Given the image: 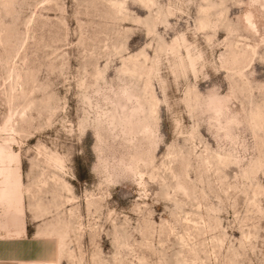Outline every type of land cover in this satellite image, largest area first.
<instances>
[{"label":"rangeland","instance_id":"1","mask_svg":"<svg viewBox=\"0 0 264 264\" xmlns=\"http://www.w3.org/2000/svg\"><path fill=\"white\" fill-rule=\"evenodd\" d=\"M0 264H264V0H0Z\"/></svg>","mask_w":264,"mask_h":264},{"label":"bare ground","instance_id":"2","mask_svg":"<svg viewBox=\"0 0 264 264\" xmlns=\"http://www.w3.org/2000/svg\"><path fill=\"white\" fill-rule=\"evenodd\" d=\"M208 11V9H207ZM204 12H206V10H204ZM245 19H246V24L251 28L253 29L254 31H257L256 30V25L254 24V21H253V13L251 12H247V14L245 15ZM189 58H190V65L193 67L194 66V59L192 58V56L189 55ZM194 70V69H193Z\"/></svg>","mask_w":264,"mask_h":264}]
</instances>
